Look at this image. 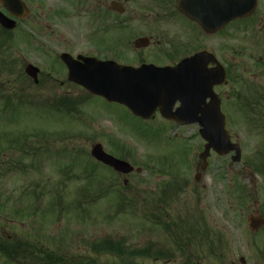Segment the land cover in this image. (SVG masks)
<instances>
[{"label": "rangeland", "instance_id": "rangeland-1", "mask_svg": "<svg viewBox=\"0 0 264 264\" xmlns=\"http://www.w3.org/2000/svg\"><path fill=\"white\" fill-rule=\"evenodd\" d=\"M23 1L31 14L16 27L11 44L0 50V241H20L25 236L32 245L39 241L46 250H53L52 240L73 232L77 253L90 250L85 247L90 239L125 237L131 247L142 248L148 241L183 245L186 258L161 259L158 264H189L187 252L196 259L194 264H241L242 257L244 264H264V227L251 233L248 226L255 203L262 210L264 178L250 168L243 170L264 144V132L254 128V121L249 124L250 111L241 115L232 84L219 96L231 140L243 151L242 163L213 155L196 182V166L205 145L197 125L179 127L161 116L146 123L125 107L99 97L84 102L71 116L47 109L54 93L79 94L72 98L85 95L67 82V71L57 57L63 52L103 56L94 46L97 39L92 38L101 25L93 12L101 6L108 10L112 0H101V4L97 0ZM116 1L127 10L119 23L134 21L123 35L129 37L118 42L124 46L118 58L134 65L138 58L132 43L152 33L151 19L141 11L146 8L144 0ZM258 9L251 28L234 23L222 35L213 36L214 49L221 56H227L226 49L233 46L256 50L261 54L258 58L264 56V0ZM105 18L112 25L117 16ZM108 37L112 41H105L107 45L120 38L114 33ZM129 41L131 45L126 46ZM108 48L104 45L103 50ZM253 55L254 60H241L248 69L246 75H263ZM28 63L40 68L39 85L25 74ZM240 94L246 97L248 91L240 89ZM9 99L14 104L3 109ZM96 143L117 158L131 150L128 162L142 168V173L122 176L99 165L91 157ZM175 178L186 183V189L173 193L168 186L164 193ZM204 231L208 236L201 235ZM107 260L119 264L118 257ZM123 260L136 264V257ZM0 264L12 263L0 260ZM141 264L150 263L141 259Z\"/></svg>", "mask_w": 264, "mask_h": 264}, {"label": "water", "instance_id": "water-1", "mask_svg": "<svg viewBox=\"0 0 264 264\" xmlns=\"http://www.w3.org/2000/svg\"><path fill=\"white\" fill-rule=\"evenodd\" d=\"M1 3L14 17L25 20L29 15L28 8L20 0H1ZM111 4L115 11L123 14L122 4L117 2ZM256 4L257 0H210L211 21L207 18L208 12L201 8L193 7L188 11L183 9L182 5L180 8L188 18L201 24L205 31L210 32L209 25L212 24L214 34L232 23L233 20L242 19L251 14ZM0 23L9 30H13L16 25V22L9 20L2 13H0ZM145 43V40L135 42L137 47ZM199 58L200 56L181 63L175 69L155 68L149 65L133 69L120 66L115 62H101L96 58L78 57L74 60L68 54L61 56V60L68 68L70 82H75L93 95L106 99L107 102L125 106L138 118L150 120L158 109L165 119L175 121L179 125L198 123L201 127L202 138L208 142L204 153L200 156L205 163V168L207 159L211 155L210 150L222 156L236 151V157L232 160L238 163L241 159V151L239 146L231 143L229 132L225 130L226 119L221 112L220 100L213 91L214 85H224L225 71L220 67L221 72H216L217 82L199 84L202 90L193 91L199 78L186 75L187 65L190 64L188 65L190 74L195 73L194 68H197L196 61ZM26 73L35 84H38L39 69L29 65ZM205 79L209 81V77ZM207 99H211L208 105L206 104ZM177 102H180L181 106L174 112ZM91 156L104 166L111 167L123 175H129L134 170L133 166L128 163L107 155L101 144L93 147ZM137 173L140 174L141 170H137ZM251 216L249 218L251 230L259 231L263 228L264 222L259 215Z\"/></svg>", "mask_w": 264, "mask_h": 264}, {"label": "flooded vegetation", "instance_id": "flooded-vegetation-1", "mask_svg": "<svg viewBox=\"0 0 264 264\" xmlns=\"http://www.w3.org/2000/svg\"><path fill=\"white\" fill-rule=\"evenodd\" d=\"M108 1V0H107ZM260 1L258 0V6L255 11L249 16L243 18L242 20H237L234 23H244L247 28H251L256 23L257 14L259 11ZM101 4V0H97ZM179 0H144L143 6H146L144 13L145 17L151 19L149 29H153L152 33L148 35H143L142 37H137L136 39H147L146 43L142 45L141 48H136L135 55L137 56V65L142 64H154L155 66L160 67H175L180 62L190 59L202 52H206L211 57H206L204 61L207 62V73L211 76L216 75L217 63L224 66L227 75V81H231L233 86V95L236 97L237 105L239 104L240 89L248 91V96L250 97H264V81H259L258 78H264V56L257 54L256 50H252L245 47H240L237 49L236 46L226 49L227 56H221L216 48L214 49L213 36L222 35L229 25L222 33L213 35L212 28L211 32L206 33L203 31L201 26L196 22L191 21L182 12L179 11ZM149 3L148 5H146ZM210 8L209 2L199 1L198 3L192 4L190 2L185 4V7H199L206 5ZM210 11V9H208ZM147 12V13H146ZM211 20V16L208 17ZM134 21H129V27L131 28V23ZM232 23V24H234ZM264 28V22L262 23ZM262 29V28H261ZM122 27L118 23L113 24V28H108L103 30V34L106 36L110 32L114 33L117 38L121 35ZM134 31V30H132ZM131 31V32H132ZM135 33V31H134ZM119 35V36H118ZM121 41L119 39L114 40V44L108 46L110 48L103 50L104 53L111 58H116L117 60H123V58H118L121 45L118 43ZM145 45V46H144ZM261 51L264 52V47L261 48ZM256 55V68L257 71H260L261 74L256 75H246L247 67L241 64V60L248 58L254 60V55ZM216 59V61H215ZM202 61V62H204ZM204 68L200 66L199 71ZM255 70V71H256ZM200 77V76H199ZM201 78V77H200ZM204 80H201V84ZM227 87V86H224ZM224 87L215 86L214 92L218 95ZM64 96H72L71 94H65ZM220 97V96H219ZM247 97V96H246ZM245 97V98H246ZM209 102V101H207ZM179 106V104L177 105ZM256 111V110H255ZM157 116H160L158 114ZM156 116V117H157ZM258 158H264V144L259 148V152L255 154L254 160ZM201 168L198 165L197 170ZM249 168L244 164L243 170ZM259 177H263L261 172L258 173ZM260 208V207H259ZM253 213V212H252ZM259 215L262 220H264V204L262 205V210H259ZM67 232H69V227ZM70 233V232H69ZM67 233L68 237H57L56 240L51 241L53 250L50 248L45 249V246H41L40 242L37 241L35 245L27 242V240L22 237L20 241H14L10 243L0 244V260L9 262L16 261V264H109L107 257H117L116 255L110 256L106 252H96L92 250H87L84 252L77 253V246L75 245V238L72 233ZM158 246H153L150 251L153 256L149 260L150 264H158L161 260H158L156 256ZM6 250H9L8 252ZM136 254H140L138 250H134ZM155 254V257H154ZM167 255V254H166ZM168 256V255H167ZM105 257V258H104ZM141 256L136 257V264H141ZM144 259V260H145ZM195 258H190L186 262L191 264ZM168 260V259H167ZM196 260V259H195ZM171 262V260H168Z\"/></svg>", "mask_w": 264, "mask_h": 264}, {"label": "trees", "instance_id": "trees-1", "mask_svg": "<svg viewBox=\"0 0 264 264\" xmlns=\"http://www.w3.org/2000/svg\"><path fill=\"white\" fill-rule=\"evenodd\" d=\"M120 18V17H119ZM5 46V42L0 40V50H3ZM85 99H76V98H69L67 96H62V98L57 99L56 101H54L53 108L59 112V113H63L65 115H69L71 116V114L73 113H77L80 110V107L84 104ZM21 102V101H20ZM256 107L258 106H264V99H258L256 102ZM10 104H14L13 101H10V99L6 102H3L2 106L3 109H8V105ZM248 107H252L253 105L251 104V102H249L247 104ZM254 106V107H255ZM52 108V107H51ZM257 117L260 118L261 122H264V113L260 112L258 114H256ZM121 149H123V146L120 147ZM131 151V150H130ZM130 151L128 152V154L130 153ZM7 242V241H6ZM126 248V243H124V241L122 240H118V241H114V240H107L106 242H102V243H94L92 249L94 251H101L104 250L110 254L115 253V254H119L120 258L123 260V257L126 256L124 249ZM134 255L131 254V258H133ZM126 263V262H123Z\"/></svg>", "mask_w": 264, "mask_h": 264}]
</instances>
